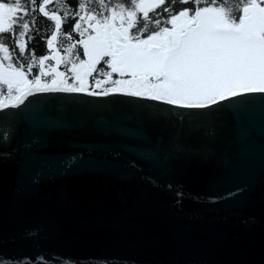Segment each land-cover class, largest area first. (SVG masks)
<instances>
[{"label": "water", "instance_id": "1", "mask_svg": "<svg viewBox=\"0 0 264 264\" xmlns=\"http://www.w3.org/2000/svg\"><path fill=\"white\" fill-rule=\"evenodd\" d=\"M52 70L0 105V264H264V89L186 105Z\"/></svg>", "mask_w": 264, "mask_h": 264}, {"label": "flooded vegetation", "instance_id": "2", "mask_svg": "<svg viewBox=\"0 0 264 264\" xmlns=\"http://www.w3.org/2000/svg\"><path fill=\"white\" fill-rule=\"evenodd\" d=\"M139 2L136 0L129 5L135 10ZM153 2L152 7L135 11L137 24L128 29L118 18L112 17L110 10L104 15L95 5L91 40L97 41L99 35L106 34L108 54H118L119 58L150 59L154 52L162 53L156 83H164L173 89L174 94L167 100L180 104H204L240 91L264 89L260 84L264 78V0H253L263 11L257 15L258 34L254 31H248L250 36L245 34L250 40L258 39L261 45L248 48L230 46L226 40L214 39L218 34H226L229 28L235 29V24L248 17V11L242 14L241 9L210 10L207 0H186L179 9L170 7L169 10L165 8L168 4L165 0ZM210 11L215 14L211 31L208 29ZM151 13L152 22L149 21ZM99 17L106 23L100 25ZM117 29L124 38L121 43L114 35ZM239 29L244 32V25L240 24ZM79 37L76 31L72 42L79 44ZM65 54L61 53V56ZM11 56L15 65V47L11 48ZM227 57L230 59L223 66Z\"/></svg>", "mask_w": 264, "mask_h": 264}, {"label": "rangeland", "instance_id": "3", "mask_svg": "<svg viewBox=\"0 0 264 264\" xmlns=\"http://www.w3.org/2000/svg\"><path fill=\"white\" fill-rule=\"evenodd\" d=\"M45 4L50 2L51 0H45ZM154 0H140L139 4L136 6L135 10L131 7L130 9L119 8L117 10H111L110 14L112 17L118 18L122 24H124L125 28L128 29L130 26L135 24V11L145 10L152 7ZM237 0L230 1L231 10L233 4H235ZM210 5V10L212 8L214 10H230L225 9L219 6L218 4ZM248 11V17L243 19L240 23L235 24V29L229 28L226 34H218L214 37L216 41L223 42L224 40L228 41L230 46H239V47H252L261 45L258 39L250 40L245 34L250 36L248 31H254L258 34V24H257V15L263 14V11L257 7L253 0H241V4L237 10ZM43 13H45V9L43 6L39 9ZM157 13V12H156ZM247 13V12H245ZM209 26L208 29L211 31L213 18H215V14L213 11L209 12ZM4 9L0 5V30H2L4 26ZM53 18L57 19L59 25V15L52 14ZM99 24L102 25L106 23L104 18L99 17ZM95 23H93V18L90 17L89 21L86 19L84 13L78 18L76 23V31L78 32L81 38L79 39V44L83 45L84 52L82 60H78L74 63H71L68 66L67 73L65 68H62L63 65V56H61V51L58 49L56 45V28L51 34L48 40V48L49 54L40 59L41 67L43 69L39 71V74L35 77V79L30 80L27 78L23 72L14 65L13 57L0 58V99L4 100L5 98H9L14 95V98L9 100L7 103L14 101L24 90H26L30 85L31 87H46L49 83L58 77L56 70H52L53 68H59L64 73L65 81L64 85L68 88L72 89H86L89 86V81L95 78L94 71L96 70L98 63L101 61H109L111 63L112 68L110 69V74L106 78H102V82H93L92 85L95 87H101L105 83H119L123 87L125 92H133V90H137L138 94L142 95H156V97L161 98H171L174 94V90L169 88L166 84H157L156 83V70L158 69L159 59L162 55L160 52H154L150 59H139V58H119V55H109L110 50H107V45L105 43L104 38H107L106 34L99 35L98 40L95 41L93 38V33L91 34V27H93ZM244 25V32L239 29V25ZM56 26V27H57ZM248 26V28H247ZM56 47V50L54 49ZM139 46V45H138ZM6 48L0 44V55L5 54ZM70 50H68L69 52ZM52 61V66L48 68L46 66L47 60ZM230 57L226 58L225 64L229 61ZM52 70V71H51ZM226 70V69H225ZM51 71V72H50ZM260 84L264 85V78L261 80ZM90 91V90H88ZM134 93V92H133ZM0 100V101H1ZM1 103V102H0ZM5 103V104H7ZM4 105V104H0Z\"/></svg>", "mask_w": 264, "mask_h": 264}, {"label": "trees", "instance_id": "4", "mask_svg": "<svg viewBox=\"0 0 264 264\" xmlns=\"http://www.w3.org/2000/svg\"><path fill=\"white\" fill-rule=\"evenodd\" d=\"M136 0H51L45 4V0H0V5L4 9V26L0 30V44L6 50L5 54L0 55V58H9L11 55V48L16 49V66L23 72V74L30 80L35 79L41 67L40 59L49 54L48 40L57 26V19L53 18L52 14H57L61 18V24L56 30V45L58 49L64 53L62 68L68 71V66L78 60H82L84 48L83 45L74 44L72 42L73 36L76 33V23L81 13H84L86 19L89 21L93 18V10L95 5L100 7V12L104 15L109 10H117L119 8L130 9L129 4ZM168 4L165 5L167 10L171 8H178L182 6L186 0H165ZM173 1V2H172ZM230 1L232 0H207L209 5L218 4L222 8L230 9ZM236 1V0H235ZM106 4H109L108 8ZM171 4L174 6L172 7ZM241 0H237L232 9L237 10ZM43 6L45 13L40 11ZM153 13L150 14V22L153 21ZM137 24V16L135 17V24ZM12 36V34H14ZM68 50H70L68 52ZM46 66L50 68L52 61L47 60ZM112 68L108 61H101L98 63L94 71L95 78L89 81V86L86 88L92 92H108L114 90H123L119 83H105L101 87H95L93 82H102V78H106L110 74ZM138 93L137 90H133ZM132 92V93H133ZM153 95V94H151ZM156 96V95H154ZM14 95L1 100L0 104H5L13 99Z\"/></svg>", "mask_w": 264, "mask_h": 264}, {"label": "built area", "instance_id": "5", "mask_svg": "<svg viewBox=\"0 0 264 264\" xmlns=\"http://www.w3.org/2000/svg\"><path fill=\"white\" fill-rule=\"evenodd\" d=\"M54 49L56 50V47L54 46ZM44 88H48V86L44 87Z\"/></svg>", "mask_w": 264, "mask_h": 264}]
</instances>
